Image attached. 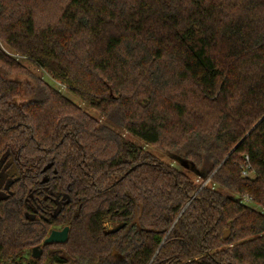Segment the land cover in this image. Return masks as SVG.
I'll return each mask as SVG.
<instances>
[{
	"label": "trees",
	"instance_id": "16d2710c",
	"mask_svg": "<svg viewBox=\"0 0 264 264\" xmlns=\"http://www.w3.org/2000/svg\"><path fill=\"white\" fill-rule=\"evenodd\" d=\"M0 43L90 109L0 48V264H264V0H0Z\"/></svg>",
	"mask_w": 264,
	"mask_h": 264
},
{
	"label": "rangeland",
	"instance_id": "374dc122",
	"mask_svg": "<svg viewBox=\"0 0 264 264\" xmlns=\"http://www.w3.org/2000/svg\"><path fill=\"white\" fill-rule=\"evenodd\" d=\"M0 48L2 50H4L6 53L10 54V56H12L13 58H15L22 66H24L27 70L30 71V74L35 75V77L41 78L44 82H46L48 85L52 86L53 88L59 90L64 96H66L68 99H70L71 101H73L75 104L79 105L82 109L86 110V111H90V109L84 105L77 97H75L63 84L59 83L58 81H55L51 78V76L43 69H40L34 65H32L31 63H29L27 60L22 59L21 57H19L18 55H16L13 51L8 50L5 45L3 43H0ZM11 77L13 78H17L19 79V81L22 82V84L24 83H31L33 80L29 78L28 75H11ZM24 82V83H23ZM25 87V85H24ZM22 86L21 87V93L24 95L25 94V89ZM121 135L130 143L135 144L138 147H144L145 149H149L152 154L154 156H156L157 158H159L161 161L170 164L178 169L181 170H189L184 163H182L179 159H177V157L173 156V155H168L166 153L163 152H157V151H153V148H151L150 146H146L144 143H142L141 141H139L138 139L132 137L129 133L125 132V131H121ZM6 165V163H5ZM5 167V170L8 167ZM4 173V172H3ZM235 199L238 198V196H233ZM255 209H259L261 210L260 207H256L254 205H250ZM110 227V226H109ZM111 228V227H110ZM113 228V227H112ZM25 264V263H23Z\"/></svg>",
	"mask_w": 264,
	"mask_h": 264
},
{
	"label": "water",
	"instance_id": "95a60500",
	"mask_svg": "<svg viewBox=\"0 0 264 264\" xmlns=\"http://www.w3.org/2000/svg\"><path fill=\"white\" fill-rule=\"evenodd\" d=\"M263 119V118H262ZM261 119V120H262ZM260 120V121H261ZM259 121V122H260ZM258 122V123H259ZM257 123V124H258ZM257 124L247 133V135L257 126ZM246 135V136H247ZM237 146V145H236ZM236 147H234L233 149H232V151L235 149ZM231 151V152H232ZM230 152V153H231ZM229 153V154H230ZM6 158H7V156H5V157H3L2 159H0V165H2L5 161H6ZM226 159V158H225ZM225 159H224V161H225ZM223 161V162H224ZM222 162V163H223ZM221 163V164H222ZM11 165V169H10V171L8 172V176H9V178L6 180V183L4 184V186H3V181H0V199L1 198H5V192L8 190V185L10 184V182H11V180H12V178L14 177V176H17V172H16V169H15V167L14 166H12V162H11V160H9V161H7V163H6V167H8V166H10ZM220 167V165L218 166V168ZM217 168V169H218ZM216 169V170H217ZM215 170V171H216ZM4 178H6L5 177V175H2V174H0V179H4ZM208 180L209 179H207L204 183H203V185L201 186V188L202 187H204L205 185H206V183L208 182ZM3 186V187H2ZM29 219H34V215H30L29 216ZM124 227V224H121V225H118V226H116V227H114L113 229H111L110 230V233H116V232H118L119 230H121L122 228ZM68 228L67 227H65V228H63L62 230H60V231H57V230H54V231H52L50 234H49V236L44 240V244H64L66 241H67V238H68ZM228 237H229V231H225V233H224V240H226V239H228ZM41 253H42V251L38 248V247H34L33 249H32V251H31V256H32V258L33 259H38L40 256H41Z\"/></svg>",
	"mask_w": 264,
	"mask_h": 264
},
{
	"label": "built area",
	"instance_id": "2783aa9c",
	"mask_svg": "<svg viewBox=\"0 0 264 264\" xmlns=\"http://www.w3.org/2000/svg\"><path fill=\"white\" fill-rule=\"evenodd\" d=\"M242 176L245 177V178H250L253 176V173L252 171L250 170L249 167H246V168H243L242 169ZM240 201L243 203V204H246V205H253L252 201L247 197V196H243L240 198ZM258 207V206H257Z\"/></svg>",
	"mask_w": 264,
	"mask_h": 264
},
{
	"label": "flooded vegetation",
	"instance_id": "af4514ba",
	"mask_svg": "<svg viewBox=\"0 0 264 264\" xmlns=\"http://www.w3.org/2000/svg\"><path fill=\"white\" fill-rule=\"evenodd\" d=\"M10 167H11V165H10ZM1 169H2V170H1ZM10 169H11V168H9V170L7 171V173H3L4 170H5L4 163H3L2 165H0V174L5 175V177H6V178H4V179H0V181H3V186H4V184L6 183V180L9 178V176H8L7 174H8V172L10 171ZM3 186H2V187H3ZM58 231H59V230H58Z\"/></svg>",
	"mask_w": 264,
	"mask_h": 264
}]
</instances>
